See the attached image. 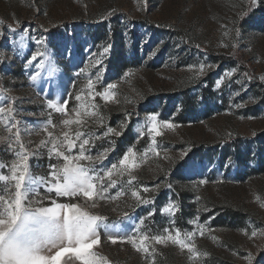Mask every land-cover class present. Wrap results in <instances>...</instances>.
<instances>
[{"label": "rangeland", "instance_id": "374dc122", "mask_svg": "<svg viewBox=\"0 0 264 264\" xmlns=\"http://www.w3.org/2000/svg\"><path fill=\"white\" fill-rule=\"evenodd\" d=\"M109 45L102 65L86 67L93 53L99 56ZM38 48L46 52L42 69L36 67L41 57L28 64ZM201 63L210 67L198 75ZM101 67L102 84L116 83L119 99L105 104L96 97L105 123L120 130L127 120L122 134L109 138L115 150L105 165L117 162L130 146L138 153L149 148L148 115L175 127L161 129L155 137L160 156L149 153L135 171L137 186L159 185L158 191L141 192L153 204L137 207L125 196L101 201L90 211L107 217L121 233L131 232L153 208L145 221L151 234L165 228L193 232V220L205 225L195 242L208 256L192 261L186 249L157 245L156 264H248L249 252L252 264H264L259 234L264 231V0H0V103L8 102L5 96L15 98L20 126L35 129L22 133L26 144L32 142L30 149L45 136L40 128L50 111L46 100L67 99L71 109L75 95ZM231 69L237 71L217 86ZM36 72L40 76L33 81ZM61 119L52 113L55 123ZM109 139L98 140L92 155L109 147ZM6 147L0 143L2 161L12 159ZM40 152L30 164L34 175L46 176L49 163L57 161H49L45 149ZM170 200L179 204L172 216L161 211ZM96 250L112 264H147L130 244H113L103 232Z\"/></svg>", "mask_w": 264, "mask_h": 264}, {"label": "snow or ice", "instance_id": "6c2138e0", "mask_svg": "<svg viewBox=\"0 0 264 264\" xmlns=\"http://www.w3.org/2000/svg\"><path fill=\"white\" fill-rule=\"evenodd\" d=\"M252 3L255 4V0ZM224 35L228 33L225 32ZM43 43V39L37 41L38 45ZM232 46L236 47L235 43ZM110 47L111 45L104 47L99 56L93 53L90 58L92 62L86 67L102 65ZM45 56L46 52L38 48L28 64L41 57L36 67L42 69L45 67ZM192 67L189 66V70ZM208 67L210 66L201 63L198 75L203 74ZM236 71L237 69L226 71L224 77L217 80V86ZM80 72L83 74L85 69ZM39 76L40 72H36L30 79L35 81ZM244 77L252 79L247 73H244ZM260 79L264 80V76ZM102 81L101 67L95 77L88 78L84 87L75 95L77 104L71 109L67 107V99L46 100V107L50 111L48 119L40 128L45 136L31 149L28 144L32 142L26 144L22 133L31 135L35 129L20 126V121L16 119L15 98L5 96L8 102L0 103V132L5 133L0 135V143L7 145L5 150L12 156L10 161L0 160V264H112L96 250L101 244V232L113 244L117 241L130 244L143 255L147 264H156L157 245L171 244L179 246L182 251L186 249L192 261L209 255L196 245V233L198 231L203 236L205 225H200L195 220L190 221L196 223V231L193 232L182 233L180 229H175L173 234L170 228H165L158 234H151L150 228L145 230V221L154 215L153 208L146 217L139 219L131 232L121 233L113 231L119 226L109 224L107 217L90 211L101 201L110 203L125 196H130L137 207L153 204V200L142 196L141 192L158 191L159 185L152 188L137 186L139 181L135 171L148 159L149 153L160 156L155 137L162 134L161 129L175 127L171 122L158 121L155 114L148 115L146 125L148 132L152 134L149 148L138 153L134 145L130 146L117 162L105 165L108 154L115 150V141L109 138L120 136L127 127V120L120 123V130L105 123L101 105L95 102L96 97L105 104H118L119 99L117 84L103 85ZM97 85H101V91H97ZM3 92L0 89V94ZM53 112L61 115L59 124L52 120ZM130 116L131 113H126L127 118ZM90 124L102 130L98 133ZM105 139H109V147L92 155L96 142ZM41 149L46 150L49 161H57L49 163L46 176L34 175L30 164L32 159L39 158ZM207 182L201 180L199 183ZM53 194L55 199L52 198ZM62 198H66L67 202H60ZM74 200L77 202H73ZM45 201L48 203L45 204ZM178 209L179 204L170 200L161 211L172 216ZM122 215L125 219L129 217L128 212ZM259 234L264 235V231ZM257 235L258 232L253 230L251 236ZM244 259L252 264L254 256L249 252Z\"/></svg>", "mask_w": 264, "mask_h": 264}]
</instances>
